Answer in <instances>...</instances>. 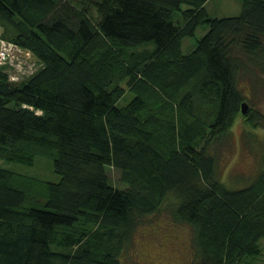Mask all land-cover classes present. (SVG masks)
I'll use <instances>...</instances> for the list:
<instances>
[{
    "label": "trees",
    "instance_id": "1",
    "mask_svg": "<svg viewBox=\"0 0 264 264\" xmlns=\"http://www.w3.org/2000/svg\"><path fill=\"white\" fill-rule=\"evenodd\" d=\"M207 1L0 0L2 39L40 62L17 80L0 66V158L45 156L60 176L0 166V264H122L162 210L190 227L189 264L263 256L264 150L258 175L230 186L211 148L245 91L264 89V0L224 17Z\"/></svg>",
    "mask_w": 264,
    "mask_h": 264
},
{
    "label": "rangeland",
    "instance_id": "2",
    "mask_svg": "<svg viewBox=\"0 0 264 264\" xmlns=\"http://www.w3.org/2000/svg\"><path fill=\"white\" fill-rule=\"evenodd\" d=\"M241 6L240 0H208L206 2L212 17L237 15L241 11ZM207 29L208 27L200 26L194 36L186 38L183 42L184 51H190ZM4 33V26L0 25V39ZM3 39L7 40L4 37ZM0 66L9 72L11 79L17 80L35 72L40 67V62L32 53L23 49L11 54L7 60L1 58ZM245 92L250 97L246 100L249 108L264 114V89L256 93L247 90ZM246 120L245 113L239 114L230 132L211 148L217 156L219 174L230 186L249 183L258 175L262 166L264 121L259 123L258 127H254ZM0 166L51 181L60 179L53 169L52 160L45 156H38L33 165L5 161L0 158ZM108 172L115 186L125 187L126 184L120 178L118 169L110 166ZM132 239L131 244L120 256L122 264H189L192 257L193 243L190 227L185 223L174 221L166 210L148 216L138 227ZM255 263H264V254L251 262V264Z\"/></svg>",
    "mask_w": 264,
    "mask_h": 264
},
{
    "label": "built area",
    "instance_id": "3",
    "mask_svg": "<svg viewBox=\"0 0 264 264\" xmlns=\"http://www.w3.org/2000/svg\"><path fill=\"white\" fill-rule=\"evenodd\" d=\"M23 49H22V47L14 44L13 42L0 39V59L3 58L5 60H7L11 56V54H13L16 51H23Z\"/></svg>",
    "mask_w": 264,
    "mask_h": 264
},
{
    "label": "water",
    "instance_id": "4",
    "mask_svg": "<svg viewBox=\"0 0 264 264\" xmlns=\"http://www.w3.org/2000/svg\"><path fill=\"white\" fill-rule=\"evenodd\" d=\"M242 112L245 114L249 112V106L246 101H243L242 103Z\"/></svg>",
    "mask_w": 264,
    "mask_h": 264
}]
</instances>
